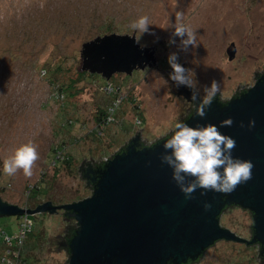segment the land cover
<instances>
[{
	"label": "rangeland",
	"instance_id": "rangeland-1",
	"mask_svg": "<svg viewBox=\"0 0 264 264\" xmlns=\"http://www.w3.org/2000/svg\"><path fill=\"white\" fill-rule=\"evenodd\" d=\"M176 12H183L184 23L197 31V45L186 52L178 47L179 37L169 44ZM142 15L150 18L154 35L143 34L139 44L155 49L157 63L113 75L109 81L119 88L120 102L113 122L95 135L97 118L115 95L102 89L107 81L102 75L81 76L82 46L109 34L99 33L107 24L113 33L139 35L130 24ZM232 43L236 55L230 59ZM173 52L193 72L201 100L213 80L220 83L223 100L238 86L254 85L256 72H264V0H0V198L26 210L48 201L62 205L85 199L92 194L85 170L93 158L104 160L143 134L154 143L172 133L191 106L170 79ZM55 54L67 55L52 67L67 83L60 96L44 71ZM29 140L38 145L34 175L27 178L23 170L5 175L4 159ZM55 155L61 164L54 162ZM30 216L40 239L22 247L25 257L36 259L34 264H68V252L59 244L70 225L64 212ZM220 222L239 237L250 236L248 211L231 209ZM19 223V216H0V227L10 234ZM2 256L6 264L14 259L0 245V264ZM196 264H264V257L256 246L222 240Z\"/></svg>",
	"mask_w": 264,
	"mask_h": 264
},
{
	"label": "water",
	"instance_id": "water-1",
	"mask_svg": "<svg viewBox=\"0 0 264 264\" xmlns=\"http://www.w3.org/2000/svg\"><path fill=\"white\" fill-rule=\"evenodd\" d=\"M135 37L136 33H110L85 42L81 70L110 80L116 73L130 75L156 64L155 49L142 47ZM228 54L230 59L235 57L234 43ZM178 89L192 100L190 87L180 85ZM197 110L184 123L191 127L215 124L222 134L236 140L232 156L254 164L252 178L232 193L207 191L201 195L205 190L198 188L193 198L187 199L173 179V168L161 159L166 153L164 142L173 134L149 149H138L137 137L109 160L99 179H94L96 188L90 197L62 205L48 201L35 210L0 198V216L59 209L70 212L79 229L66 244L71 254L68 264H167L170 259L182 263L196 259L220 239L245 241L220 224L223 207L232 202L254 211L256 238L264 242V80L227 104L213 101L203 118ZM228 118H232V126L220 127ZM251 120L255 126L250 128ZM140 138L152 144L146 134ZM206 203L212 207L206 210Z\"/></svg>",
	"mask_w": 264,
	"mask_h": 264
},
{
	"label": "clouds",
	"instance_id": "clouds-1",
	"mask_svg": "<svg viewBox=\"0 0 264 264\" xmlns=\"http://www.w3.org/2000/svg\"><path fill=\"white\" fill-rule=\"evenodd\" d=\"M175 23L172 25L174 32L169 44H176L175 37L180 38L178 47L182 51H188L189 46L197 45V31L189 24L184 23V13H175ZM150 18L142 15L130 24L131 29L139 35L135 37L139 44L140 38L145 33H150ZM168 62L173 69L170 79L177 86L185 85L192 88V100L199 99L195 91L196 81L192 78L193 72L186 69L178 62V54L173 52L168 57ZM221 90L218 81L213 80L211 86L204 87V95L198 106L197 115L204 117L206 109L210 108L217 94ZM232 118L221 122L220 127H230ZM241 123V127H243ZM255 126V120L249 122V127ZM236 146V140L231 136L220 132L215 124L197 125L191 127L184 122L175 124V131L171 139L164 142L166 153L162 155V162H166L173 168V179L179 185L187 199H192V194L198 189H204L201 195L207 191L230 194L242 183L252 178L254 164L251 160H242L232 156V150ZM170 150V153L167 151ZM39 159L38 145L29 140L15 149L14 153L3 161L5 175L14 176L20 170L27 178L34 175V166ZM223 169L221 173L219 169ZM192 178V179H189ZM205 209H210L211 204L206 203Z\"/></svg>",
	"mask_w": 264,
	"mask_h": 264
},
{
	"label": "trees",
	"instance_id": "trees-1",
	"mask_svg": "<svg viewBox=\"0 0 264 264\" xmlns=\"http://www.w3.org/2000/svg\"><path fill=\"white\" fill-rule=\"evenodd\" d=\"M99 30H100L99 33H105V34L106 33L110 34V33H113L115 31L113 25H111V24H107V25H104V26L102 25V26L99 27ZM66 58H67V55L55 54L52 59H47L46 60V64L48 66V69H45L44 71L46 73L49 72L48 73L49 74V81H51L53 86L57 85V87H58L57 88V93H56L57 96H60V95H62L64 93V91L67 88L64 85L67 84V83L65 81L62 82V79L60 77V73L58 72L59 70H56V69L53 70L52 67L54 66L53 64H57V63H59V61L62 62L64 60H66ZM54 61H56V63H53ZM38 66H39V62H38V60H35L34 67L37 69ZM49 66H50V69H49ZM58 68L61 70L62 65L58 64ZM84 72H86V71H82V72L80 71L81 76H83L85 74ZM105 82H107V81H105ZM60 83H62V84H60ZM73 84L75 85V83L73 82V83L70 84V86H73ZM118 91H119V88L116 89V93H118ZM110 96H114V95H110ZM115 96H116V94H115ZM109 105H107V107L104 110L101 111L100 115L97 118V124L98 125H96V132H95V130H93L95 135H98V136H99V134L101 135L100 131H102V134H103L105 128L108 127V125H109V123L107 124L108 107H109ZM198 106L196 108H198ZM192 113L184 120V122L188 120V118L192 115ZM70 123H72V121H70ZM172 134H174V132H172L171 134H169L168 136H166L164 138H161V139L157 140L156 142H154L152 144H147L144 141H142L141 138H139V140L136 143L137 148L138 149H142V148H148L149 149V148L155 146L157 143L167 139ZM138 137H140V136H138ZM124 147H121L119 150H117L114 154H112L110 157H108L107 160L104 159V160L96 161L91 166L87 167L86 170H85L86 173L90 172V178H88V181L89 182H93L92 178L99 179L100 176L102 175V173L105 171L109 160L111 158L115 157L116 155H118L119 153H122L123 151H125L127 149V146L125 145ZM53 160L57 163V165L62 163V159L60 157H57V155H55ZM95 188H96V183L93 182L92 194L94 193ZM33 192L39 193L38 188L34 189ZM19 217H20V223H21L24 220V215H21ZM29 218L32 220L31 229H30V231H28L26 236L22 239V244H20V245H19V242H17L14 237L12 239L11 245L7 242V240L5 238L6 235L13 236V235L17 234L20 231V225H19V228H18L17 232L16 233H12V234L6 232L2 228L3 232L5 233V235L1 236L0 245L3 246L6 249L9 248V250L11 251L9 254L11 255V257L14 258L12 261H9L11 264H32V263L34 264L35 261H36V259H33L32 257L31 258H29V256L25 257L24 251L22 250L23 249L22 247H24L26 244H28L30 242L34 243L35 245H37L38 240L40 239L39 234L36 232V229L34 228L35 223H34V220H33L32 216H30V214H29ZM65 218L67 219L68 224H70L68 226V229H69L68 233H70V236L67 239V242L69 243L71 241V239L75 237V235H76V233H77V231L79 229V224L77 222V219L74 216H72L70 214V212H65ZM63 249L68 252V255H69V258H70V255H71L70 254V248L68 247V249H65V248H63ZM1 260H2L3 264H6V260H5L4 256L1 257ZM197 260L198 259H191V258L189 259L190 264H196L198 262ZM189 261H187L186 264H188ZM167 264H184V263H179V262H177L174 259L173 260L170 259Z\"/></svg>",
	"mask_w": 264,
	"mask_h": 264
},
{
	"label": "flooded vegetation",
	"instance_id": "flooded-vegetation-1",
	"mask_svg": "<svg viewBox=\"0 0 264 264\" xmlns=\"http://www.w3.org/2000/svg\"><path fill=\"white\" fill-rule=\"evenodd\" d=\"M260 80H264V74H258L255 78V82H254V85L260 81ZM252 85V86H254ZM252 86L246 88V89H242V90H239L237 91L232 97H230L229 99H226V100H223L220 96H216L215 100H218V102H220L221 104H226L228 102H230L231 100H234V99H237L239 98L241 95H243L245 92H247ZM192 89V88H191ZM194 91V90H193ZM178 95L180 96H184V95H181L179 94V89H178ZM186 98V97H185ZM186 100H188L186 98ZM214 100V101H215ZM188 102L190 103V108L187 110V113H186V116L181 120V122H184V120L196 109V107L201 103V99L199 97V99L193 101V100H188ZM174 132V131H173ZM171 134V133H170ZM138 136V135H137ZM168 136V135H167ZM135 138V137H134ZM140 137H138L137 140H139ZM131 142L128 141V143H126V146L128 147L129 143ZM125 148V147H124ZM87 178H90V172L87 173ZM94 179L95 178H92V181L94 182ZM89 182V181H88ZM93 182H89L88 184L91 186V188L93 187ZM234 208H238V209H242V210H245V211H248L250 213V216H251V225H250V236L245 238V237H241L242 239H244L245 241H234V242H239L241 244H245L247 246H256V248H258L260 254L264 257V242L258 240L256 238V231H255V228H254V224H255V213L254 211L249 208V207H244L242 206L241 204H236V203H230V204H226L223 209H222V213L221 215L219 216V221L221 220V217L222 215L227 212V211H230L231 209H234ZM58 211H61V212H64V216H65V210L63 209H59ZM221 224V222H220ZM223 226V225H221ZM224 228H227L225 226H223ZM229 229V228H228ZM68 227L66 228L65 232H64V235L61 239V241L59 242L60 246L62 248H65V249H68V246L66 245L68 242H67V239L69 238L70 236V233H68ZM222 240H226V239H220L218 241L215 242L218 243L219 241H222ZM226 241H233V240H226ZM214 244V245H215ZM213 245V246H214ZM212 247V246H211ZM210 248V247H209ZM207 248L205 251H203L202 254H200L196 259H198L197 261H199L201 259V257L204 255V253L209 249ZM189 261V260H188ZM184 264H186L187 262H182ZM188 264H190V261L188 262Z\"/></svg>",
	"mask_w": 264,
	"mask_h": 264
},
{
	"label": "built area",
	"instance_id": "built-area-1",
	"mask_svg": "<svg viewBox=\"0 0 264 264\" xmlns=\"http://www.w3.org/2000/svg\"><path fill=\"white\" fill-rule=\"evenodd\" d=\"M102 89L104 90V92L108 93L109 95H115L116 93V89H118V87L111 81L107 80V82H104V85H101ZM115 99L113 100V103H111L108 107V119H107V124L112 123L114 120V112L116 111V108L118 107V102H120L118 96H114ZM100 133L102 134V131H100ZM59 157V156H57ZM108 158H105V160H107ZM55 162V161H54ZM56 163V162H55ZM30 220V223H27V220ZM31 225H32V220L29 218V214L24 215V220L21 222L20 225V231L13 235V236H9L6 235L5 238L7 240V242L11 245L12 243V239L13 237L15 238V240L17 242H19V245L22 244V239L26 236V234L28 233V231H30L31 229ZM2 235H5V233L3 232V229H0V238ZM8 252L10 253L11 251L9 250V248L7 249Z\"/></svg>",
	"mask_w": 264,
	"mask_h": 264
}]
</instances>
